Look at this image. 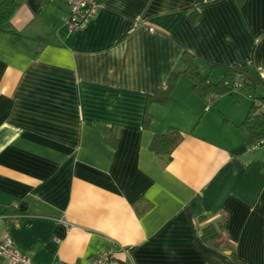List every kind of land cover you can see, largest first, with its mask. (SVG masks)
Masks as SVG:
<instances>
[{"label": "crops", "instance_id": "0c3cea01", "mask_svg": "<svg viewBox=\"0 0 264 264\" xmlns=\"http://www.w3.org/2000/svg\"><path fill=\"white\" fill-rule=\"evenodd\" d=\"M14 1L24 43L0 33V241L34 264L116 246L119 264H264V147L249 152L239 128L252 97L235 83L206 108L181 75L184 54L214 83L259 74L264 0H100L79 31L62 0ZM176 73L170 100L147 103ZM171 128L179 145L156 156ZM223 215L227 248L205 243Z\"/></svg>", "mask_w": 264, "mask_h": 264}, {"label": "trees", "instance_id": "16d2710c", "mask_svg": "<svg viewBox=\"0 0 264 264\" xmlns=\"http://www.w3.org/2000/svg\"><path fill=\"white\" fill-rule=\"evenodd\" d=\"M237 4L243 0H235ZM18 5L14 0H0V33L9 34L13 42L24 43L23 38L11 28V20L14 17ZM42 43V41H40ZM181 63L182 74L192 83V93L205 101L206 108L214 106L215 101L228 93L237 83L242 91L248 92L252 97V106L243 123L240 131L248 145H254L261 138H264V80L259 74H253L248 70L232 67L225 70L221 81L214 83L208 76L202 75L195 63L194 58L184 54ZM179 74H173L166 85V89L159 91L148 99L147 103L165 104L171 98L172 90ZM238 79V81H236ZM149 115V114H146ZM182 139L181 133L171 128L166 133L158 134L151 143V151L156 156H170ZM110 141H115L111 138ZM226 216L223 215L215 224H210L202 229V240L215 247L227 248L225 240Z\"/></svg>", "mask_w": 264, "mask_h": 264}, {"label": "built area", "instance_id": "2783aa9c", "mask_svg": "<svg viewBox=\"0 0 264 264\" xmlns=\"http://www.w3.org/2000/svg\"><path fill=\"white\" fill-rule=\"evenodd\" d=\"M62 1L65 2L69 9V16L65 21V25L71 31H79L85 28L102 8L100 0ZM259 76L264 80V69L261 70ZM260 147H264V138H261L257 143L250 146L248 151L250 152ZM118 253H126V250L116 246L97 254L91 258L88 264H119L116 259ZM0 259L6 261L8 264H34L27 256L16 250L8 239L0 241Z\"/></svg>", "mask_w": 264, "mask_h": 264}, {"label": "rangeland", "instance_id": "374dc122", "mask_svg": "<svg viewBox=\"0 0 264 264\" xmlns=\"http://www.w3.org/2000/svg\"><path fill=\"white\" fill-rule=\"evenodd\" d=\"M234 91H237V92H240V93H241V90H240V89L232 87V89H231V94H232Z\"/></svg>", "mask_w": 264, "mask_h": 264}]
</instances>
